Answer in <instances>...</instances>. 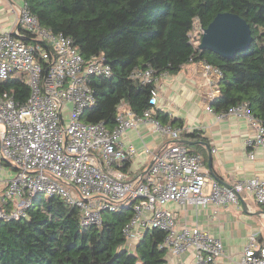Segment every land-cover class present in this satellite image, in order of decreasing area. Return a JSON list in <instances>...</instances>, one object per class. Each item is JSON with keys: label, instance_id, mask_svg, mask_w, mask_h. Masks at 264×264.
Instances as JSON below:
<instances>
[{"label": "built area", "instance_id": "built-area-1", "mask_svg": "<svg viewBox=\"0 0 264 264\" xmlns=\"http://www.w3.org/2000/svg\"><path fill=\"white\" fill-rule=\"evenodd\" d=\"M204 32L198 27L193 37L202 38ZM200 63L219 94L221 70ZM17 72H22L30 96L20 102L8 93L0 95V171L4 175L9 168L16 171L13 178L0 181V222L26 217L39 195L60 197L78 207L83 227L101 225L104 211L117 212L132 204L133 217L123 230L127 244H138L148 230L159 229L166 233L161 249L174 257L192 253L193 264H215L224 255L222 241L198 226L178 227L176 215L190 205L238 203L242 192L251 193L264 207V178L233 186L213 180L201 154L173 142L184 129L153 118L159 96L156 84L168 73L156 76L152 67L131 72L130 78L156 86L151 107L142 115L124 102L114 128L104 122L84 123L82 114L96 102L91 79L111 78L112 68L103 56L86 60L71 37L45 28L26 4L18 9L15 29L0 34V81ZM212 102L206 109L214 113ZM229 115L247 117L255 126L256 136L246 141L253 159L255 148L264 145V127L246 103L217 117ZM146 121L171 142L158 153L145 146L153 164L147 173L132 178L129 164L138 150L124 144L122 137ZM239 264H264V247L256 235L249 237Z\"/></svg>", "mask_w": 264, "mask_h": 264}, {"label": "trees", "instance_id": "trees-1", "mask_svg": "<svg viewBox=\"0 0 264 264\" xmlns=\"http://www.w3.org/2000/svg\"><path fill=\"white\" fill-rule=\"evenodd\" d=\"M41 24L74 40L86 60L103 56L111 78H92L96 102L81 116L84 123L104 122L114 128L119 106L126 102L137 115L151 107V91L130 78L134 69L152 67L155 75L176 74L188 63L204 62L221 70L214 113L248 104L252 117L264 127V0H24ZM241 16L251 28L248 51L233 57L201 49L193 33L206 29L219 13ZM33 41V40H32ZM20 102L30 96L23 75L0 81V95ZM153 118L177 126L164 111ZM199 135H196L197 138ZM200 140V139H199ZM202 140V139H201ZM197 143L195 153L206 150ZM199 149V150H198ZM133 205L104 211L101 225L81 226V212L60 197H36L27 216L0 222V264H167L160 246L166 233L148 230L133 251L127 249L125 225Z\"/></svg>", "mask_w": 264, "mask_h": 264}, {"label": "crops", "instance_id": "crops-1", "mask_svg": "<svg viewBox=\"0 0 264 264\" xmlns=\"http://www.w3.org/2000/svg\"><path fill=\"white\" fill-rule=\"evenodd\" d=\"M24 4V0H0V34L15 29L18 9ZM156 86L159 91L156 108L168 114L172 121H178L175 127L184 129L179 139L194 142L182 145L195 152L200 142L198 145L206 150L207 158L204 160L208 170L209 155L203 143L211 147L213 180L233 186L238 181L264 178V145L255 148L253 159L246 148V141L257 134L252 122L247 117L236 115L219 119L216 113L206 109L218 94L217 86L209 84L201 63H188L176 74L160 76ZM122 141L138 150L129 164L131 173L137 175L142 174L152 162V155L146 152L145 146L158 153L171 142L163 138L151 121L126 131ZM199 154L204 157L203 153ZM240 195L239 202L235 204L202 208L190 205L176 215L178 227L198 226L222 241L224 255L215 264H239L253 234L259 245L264 247V207L251 193L242 192ZM178 263L193 264L194 255L167 257V264Z\"/></svg>", "mask_w": 264, "mask_h": 264}, {"label": "water", "instance_id": "water-1", "mask_svg": "<svg viewBox=\"0 0 264 264\" xmlns=\"http://www.w3.org/2000/svg\"><path fill=\"white\" fill-rule=\"evenodd\" d=\"M253 41L251 28L247 21L241 16L231 12L219 13L214 20L206 27L202 35L199 47L201 49L211 50L223 57H233L237 53L246 52L250 49ZM180 144H193V141L185 139H177L173 141ZM206 146L209 155V172L213 176L215 174L212 170V150L211 147ZM153 161L149 164L147 169L142 173L144 175L152 166ZM240 194L238 197L240 198Z\"/></svg>", "mask_w": 264, "mask_h": 264}, {"label": "rangeland", "instance_id": "rangeland-1", "mask_svg": "<svg viewBox=\"0 0 264 264\" xmlns=\"http://www.w3.org/2000/svg\"><path fill=\"white\" fill-rule=\"evenodd\" d=\"M198 38L197 37H195V40L196 41H198L197 40ZM200 44V43H199ZM16 76H21L22 75V72H17L16 74H15ZM9 168V167H8ZM132 174V178H135L136 177V173L134 172V173H131ZM16 175V171L14 170V169H12V168H9L8 169V171H7V174L6 175H4L3 174V171H0V181H1V179H8V178H13L14 176ZM68 187V186H67ZM46 198V197H45ZM137 244L136 243H126V248L127 249H129V250H131V251H133L134 250V248H135V246H136ZM167 257H171V258H174V256L173 255H171L170 253H168L167 254Z\"/></svg>", "mask_w": 264, "mask_h": 264}]
</instances>
